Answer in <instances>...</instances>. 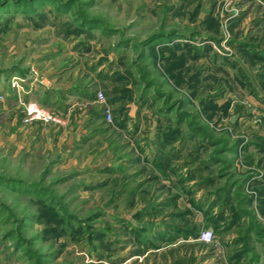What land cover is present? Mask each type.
<instances>
[{"label": "rangeland", "instance_id": "rangeland-1", "mask_svg": "<svg viewBox=\"0 0 264 264\" xmlns=\"http://www.w3.org/2000/svg\"><path fill=\"white\" fill-rule=\"evenodd\" d=\"M0 264H264V0H0Z\"/></svg>", "mask_w": 264, "mask_h": 264}, {"label": "built area", "instance_id": "built-area-1", "mask_svg": "<svg viewBox=\"0 0 264 264\" xmlns=\"http://www.w3.org/2000/svg\"><path fill=\"white\" fill-rule=\"evenodd\" d=\"M97 98L98 99H103V93L101 91H99L97 93ZM28 113L32 116H35L39 119L45 118L47 117V114H45V112H43L42 110H40L37 107H30V109H28ZM106 117L110 120L111 119V114L108 111L106 114ZM200 239L205 241V242H209L212 239V231L209 229H203L200 232Z\"/></svg>", "mask_w": 264, "mask_h": 264}]
</instances>
